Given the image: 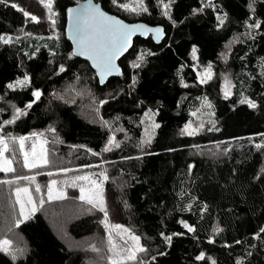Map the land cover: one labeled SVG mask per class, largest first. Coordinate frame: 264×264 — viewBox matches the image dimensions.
Masks as SVG:
<instances>
[{
    "label": "trees",
    "instance_id": "obj_1",
    "mask_svg": "<svg viewBox=\"0 0 264 264\" xmlns=\"http://www.w3.org/2000/svg\"><path fill=\"white\" fill-rule=\"evenodd\" d=\"M42 1L0 0V131L21 137L53 126L63 150L104 154L109 161L105 209L80 201L77 189L51 202L53 212L69 209L70 235L104 238L112 221L141 238L147 249L142 264H264V0H145L146 12L129 11L132 0H96L129 22L163 25L167 33L161 43L137 38L120 60L124 77L104 85L75 56L65 34L67 8L83 0H51L59 37L49 28ZM196 65H212L215 78L201 86ZM225 73L234 83L228 97L220 91ZM89 74L103 96L102 121L82 115L77 101L57 96ZM25 77L28 84L8 87ZM203 92L214 101L213 125L189 135L184 127ZM29 104L25 114L16 115ZM148 112L156 127L143 150L123 142L106 152L110 124L141 142ZM212 143L223 150L208 154L196 148ZM21 171L18 165L13 172L0 170V186L12 184L7 181ZM40 175L44 183L46 174ZM51 213L38 209L13 221L7 202L0 203V238H21L15 252L0 249V264H112L103 257L106 250L70 249L53 228Z\"/></svg>",
    "mask_w": 264,
    "mask_h": 264
},
{
    "label": "rangeland",
    "instance_id": "obj_2",
    "mask_svg": "<svg viewBox=\"0 0 264 264\" xmlns=\"http://www.w3.org/2000/svg\"><path fill=\"white\" fill-rule=\"evenodd\" d=\"M46 11L49 28L53 35L61 36V31L57 21L56 11L53 9L51 1V9L46 5L49 0L42 1ZM163 8L167 10L168 4L161 3ZM146 8L145 0H132L129 11L140 12ZM135 9V10H133ZM240 37L237 36L226 46L229 50ZM196 64V63H195ZM199 84L204 86L215 78V68L209 65L205 68H200L196 65ZM28 78V77H27ZM25 78L18 79L9 84L22 86L17 84V81H23ZM29 80V78H28ZM28 80L27 83L28 84ZM95 77L91 74L84 77H79L75 82L69 84L64 90L57 93V96L70 101L78 102V107L82 115L93 121H102L100 116V106L103 102V96L96 92ZM24 85V84H23ZM234 88L233 80L230 74L225 73L221 77L220 91L223 97L232 95ZM202 96L197 104L192 108V119L185 125L184 132L197 134L210 129L213 125L212 119L214 115V101L209 94L201 93ZM28 107L24 108V112ZM19 116L20 114L17 113ZM144 134L141 142H134L123 131L116 130L111 124L108 126L111 132V139L107 148L111 150L117 148L116 145H121L123 142L130 143L135 149L143 150L156 127L155 117L152 112H148L143 121ZM54 128L51 126L48 131H37L30 133L24 137L23 146H21V137H7L0 131V169L6 167L5 160L11 161V167L14 171L17 168H22L19 175L7 184L0 186V203L7 202V210L10 218L13 221L27 219L38 209L46 212H52L48 217L60 238L67 244L70 249L90 248L104 253L106 250L109 257L104 253L103 257L113 264H142V260L146 255V248L141 238L128 226L112 221L107 222L106 237L92 236L87 239L77 240L67 230V219L69 218V209L61 208V212L51 211V202L60 199L69 198L70 190H78V198L92 208H106L104 195L105 184L111 178V168L109 161L104 158V154H94L90 151L78 150L70 147L67 150L60 148L58 138L54 135ZM5 144L7 149H5ZM118 146V147H119ZM198 151L208 154H215L223 150L222 144L212 143L209 145L197 146ZM110 150V151H111ZM67 155H65L66 153ZM109 152V151H106ZM85 158L88 162L85 165H79L78 158ZM47 160V163H44ZM35 164L36 167H28L27 165ZM5 172V171H4ZM13 172V171H11ZM26 172V173H24ZM9 173V172H5ZM46 174V179L41 178L40 174ZM28 177V179H24ZM106 177V178H105ZM86 178V179H85ZM26 183V184H23ZM15 184H19L13 189ZM27 189V191H24ZM38 189V190H37ZM19 190V191H18ZM51 197V198H50ZM59 197V198H58ZM85 197V199H81ZM89 200L92 202L90 203ZM4 201V202H1ZM31 201V202H30ZM23 206V210H22ZM35 208V211L32 209ZM70 208V206H68ZM53 215V216H52ZM27 217V218H25ZM14 222H9L8 228H14ZM218 229V228H216ZM138 237L139 239H135ZM10 241V244L4 245L3 241ZM21 238L11 233V235L0 238V249L4 251L15 252L20 243ZM144 248L145 251H138V248ZM135 254L136 259H128L130 255Z\"/></svg>",
    "mask_w": 264,
    "mask_h": 264
},
{
    "label": "water",
    "instance_id": "obj_3",
    "mask_svg": "<svg viewBox=\"0 0 264 264\" xmlns=\"http://www.w3.org/2000/svg\"><path fill=\"white\" fill-rule=\"evenodd\" d=\"M93 7L99 8L101 12L105 13L107 16L114 17L129 28L140 26L134 28L126 50L116 55L112 61L114 67L103 75L101 74V68L96 65L100 63L103 55V45L108 37H101L100 41H97L96 32L98 22L96 21H90L87 26L83 24V21H80L78 26L77 22V18L84 14L85 10ZM152 29H161L162 31L158 34L152 31ZM65 34L72 45L75 56L90 64L101 85L106 84L112 77H124L125 73L120 60L132 49L137 38L148 39L151 37L156 43H161L167 35L166 29L163 25H151L144 21L129 22L122 17L107 11L101 2H97L96 0H83L67 8ZM81 41H84V43H81ZM93 57H95V59H93Z\"/></svg>",
    "mask_w": 264,
    "mask_h": 264
},
{
    "label": "snow or ice",
    "instance_id": "obj_4",
    "mask_svg": "<svg viewBox=\"0 0 264 264\" xmlns=\"http://www.w3.org/2000/svg\"><path fill=\"white\" fill-rule=\"evenodd\" d=\"M13 6L15 7V5H13ZM46 6L49 9H51V0H49V3ZM121 7H127V5H121ZM165 7H167V6H165ZM133 10H135V9H133ZM142 10L145 12L147 11L146 8H143ZM24 15L29 16L30 14L27 12H24ZM31 19L33 21L38 22V19L35 16H32ZM80 21H83V24L85 26H87L90 21L98 22V27H97V32H96L97 41H100L101 37H105V36L108 37V39L106 40V42L103 45V55L101 57L100 63H98L96 65L97 67L101 68V74L102 75L114 67L112 61L114 60L116 55H118V54L122 53L124 50H126V48L128 47V42L130 41L131 35L133 34L134 28L140 27V26H134L133 28H129L128 26L123 25V23L121 21L116 20L114 17L107 16L105 13L101 12L100 9L97 7H93V8L85 10V13L77 18L78 26L80 24ZM220 23L223 24V19L220 20ZM255 26L259 27V24L255 25ZM152 31L159 34L162 30L161 29H152ZM4 42L9 43V42H11V39L10 38L5 39ZM81 43H84V41H81ZM195 51H196V49H193V53H195ZM142 58L143 57H141V59ZM93 59H95V57H93ZM134 66H138V65H134ZM27 80H28V78L25 77V80L17 81V84L23 85V84L27 83ZM15 86L16 85H13V84L8 85L9 88H14ZM34 96L36 97V99H39L40 92L39 91L35 92ZM248 103L252 107L256 106L251 101H248ZM27 107H31V104H29ZM17 113L20 115L25 114L23 109H17ZM13 122L14 121L10 120L7 123H13ZM188 134L191 135L193 133L189 132ZM24 139H25L24 137L20 138L21 146H23ZM116 146L118 147L119 145H116ZM257 147H260V145H257ZM5 149H7L6 144H5ZM105 150L110 151L111 149L106 148ZM44 163H47V160H44ZM4 164L7 166L3 167L0 170H3L5 172L14 171V169L10 166L11 161L5 160ZM27 166L28 167H36L35 164H30ZM24 179H28V177H24ZM24 191H27V189H24ZM81 199H85V197H81ZM89 202L91 203L92 201L89 200ZM22 210H23V206H22ZM32 211H35V208H33ZM105 215H107V213H105ZM25 218H27V217H25ZM185 227H188V226L185 225ZM192 230L193 229L189 228V231H192ZM135 239L138 240L139 238L136 237ZM166 239H168L170 241L171 237H166ZM3 244L8 245V244H10V241L5 240V241H3ZM137 250L141 251V252L145 251V249L142 247L138 248ZM200 258H203V254L201 255ZM128 259H131V260L136 259L135 254L130 255L128 257ZM113 264H116V262L113 261Z\"/></svg>",
    "mask_w": 264,
    "mask_h": 264
}]
</instances>
